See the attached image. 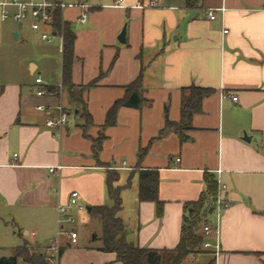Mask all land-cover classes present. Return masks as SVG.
<instances>
[{
	"label": "crops",
	"instance_id": "1",
	"mask_svg": "<svg viewBox=\"0 0 264 264\" xmlns=\"http://www.w3.org/2000/svg\"><path fill=\"white\" fill-rule=\"evenodd\" d=\"M66 1L92 5L83 21L80 7L61 12L76 34L72 81L84 87L80 107L62 85V46L56 50L40 32L0 20V246H6L2 233L9 234L10 225L22 245L44 247L40 253L45 255L58 235V205L78 191L84 209L73 210L76 224L64 225L78 232V242L59 235L64 249L59 264H124L115 252L97 249L102 226L92 237L85 231L97 219L91 207L112 205L106 184L111 169L119 172V184L131 181L122 191L120 213L129 241L173 249L187 204L207 189L209 174L218 189L226 186L227 205L205 218L213 232L204 242L219 246H202L182 264L193 259L264 264V0H157L144 9L137 4L151 0H124V6H113V0ZM212 8L225 10L211 20ZM52 66L55 77L45 79L43 72ZM39 76L41 84L36 83ZM139 76L147 104L121 107L115 124L106 125L114 102ZM191 86L214 92L193 116L187 139L177 133L158 139L166 116L180 121L183 89ZM51 87L59 92L37 95ZM38 105H62L66 125L48 127V115ZM84 108L91 125L85 126ZM99 136L97 159L93 142ZM51 166L59 168L50 172ZM143 169L160 175L161 214L154 201L138 199V171ZM78 219L89 225L79 229Z\"/></svg>",
	"mask_w": 264,
	"mask_h": 264
},
{
	"label": "trees",
	"instance_id": "2",
	"mask_svg": "<svg viewBox=\"0 0 264 264\" xmlns=\"http://www.w3.org/2000/svg\"><path fill=\"white\" fill-rule=\"evenodd\" d=\"M53 27L57 33L62 34V85L70 93V99L78 107L84 105L82 91L84 87L76 86L72 81V67L75 59L76 34L70 23L61 18V10L54 12ZM50 91L55 88H49ZM214 92L212 88L191 86L183 89L181 118L178 122L170 121L166 116L164 127L160 130L157 138L162 139L170 133H177L182 140H186L185 132L192 129L193 116L202 110V101L205 97ZM148 100L144 97V87L141 76L126 88L125 95L116 100L107 114L106 125H114L117 112L121 107L143 108ZM83 115L86 117V125L92 124L91 115L84 108ZM102 136L93 142V152L98 159V153L102 146ZM144 151L140 152L142 157ZM101 163V162H99ZM139 201H154L157 205L158 214L162 213L163 202L159 198L160 175L156 170L143 169L138 171ZM120 174L116 170H107L106 184L108 196L112 205H100L91 207V213L100 219L102 235L95 240L101 244L98 250L115 252L117 260L124 264H182L184 259L191 253L201 250L204 243L205 225H209L206 216L215 210L218 183L213 176L205 175L207 189L201 197L187 204L188 214L184 217L181 238L178 245L173 249H152L139 247L128 239V230L125 222L120 216L123 210L122 191L130 187L131 181L126 184H119ZM64 249H61V255ZM18 257H21L28 264H49L45 255L36 252L34 248L27 245L17 247L16 254L0 259V264H17Z\"/></svg>",
	"mask_w": 264,
	"mask_h": 264
},
{
	"label": "built area",
	"instance_id": "3",
	"mask_svg": "<svg viewBox=\"0 0 264 264\" xmlns=\"http://www.w3.org/2000/svg\"><path fill=\"white\" fill-rule=\"evenodd\" d=\"M157 4V0H151L149 4L139 2L136 7L144 9L156 6ZM112 5L124 6V0H113ZM91 6L90 4L82 2L71 3L66 0H0V20L2 22L12 21L26 28H30L31 30L38 31L41 33L42 39L49 42L54 38V33L62 38V34L57 33V30L53 27L55 10L60 9L61 12H63L67 7H80L81 15L79 19L83 21L88 16ZM218 10L224 11L225 8H212L208 11V16L211 20L216 18V12ZM36 83H43L41 76L36 78ZM58 92L57 89L50 91L46 88H41L37 91V95L45 96L54 93L57 94ZM232 99L237 101L238 98L236 95H233ZM36 109L44 111L48 115L46 120V125L48 127H63L67 123L68 114L62 105H58L54 109L46 105H38ZM177 161H179V159H177ZM57 168L59 167L51 166L49 171L55 172ZM225 190V185H221L218 189L215 202V207L218 210L227 205L224 194ZM78 198L79 192L73 191L70 194L68 202L63 205L60 204L57 207L59 225L58 235L52 244L47 247V252L45 254V259L49 264H59L61 256L60 234H64L70 238V242L73 244L78 242V232L74 229L64 228L66 224L70 226L76 224L77 220L73 214L74 209H84V206L79 204ZM203 232L205 235H210L213 229L211 226L205 225ZM218 246V243L215 246H212L210 242L203 243L204 248L215 247L218 249Z\"/></svg>",
	"mask_w": 264,
	"mask_h": 264
},
{
	"label": "rangeland",
	"instance_id": "4",
	"mask_svg": "<svg viewBox=\"0 0 264 264\" xmlns=\"http://www.w3.org/2000/svg\"><path fill=\"white\" fill-rule=\"evenodd\" d=\"M49 46H51L52 48H55L56 50L60 49L61 48V42H60V38L58 36L52 38V41L51 43H49ZM39 47V50H43L44 48H46V46L42 45V43L40 45H38ZM44 73V77L45 79H50V78H54L55 77V69L52 67L49 68V70H47L46 72H43ZM84 212H86L84 210ZM88 214V212H86ZM97 219H95L94 221H92L90 223V228L88 230H85V231H89L91 232V237L93 236V233H101V222H100V219L98 217H96ZM80 219H78L79 221ZM82 220L79 221V225H81L80 228H84L85 224L86 223L87 225H89L88 221L84 222ZM3 226H5V223H1ZM84 224V225H83ZM10 229H11V232L9 234L6 233V231H4L2 233V239L5 240V244L6 246H0V251H2L3 249H9L11 251H13V254L15 255L16 254V249L17 247H19L20 245L23 244V240L22 238L16 233H14V229L11 228V226L9 225ZM203 231V230H202ZM86 232V233H87ZM208 235H204V239H206ZM30 248H34V250H36V252H42L44 253V247L42 248H37L35 246H29ZM204 257H199L200 260H203ZM201 261H195V259H193L192 262H190L191 264L195 263V264H199ZM17 264H28L27 262H25L21 257H18L17 259Z\"/></svg>",
	"mask_w": 264,
	"mask_h": 264
},
{
	"label": "water",
	"instance_id": "5",
	"mask_svg": "<svg viewBox=\"0 0 264 264\" xmlns=\"http://www.w3.org/2000/svg\"><path fill=\"white\" fill-rule=\"evenodd\" d=\"M125 33H126V29L124 28L123 31L121 32L120 36H119V40L121 42H125ZM16 36H17V34H16ZM10 256H12V252L10 250L0 251V259L7 258V257H10Z\"/></svg>",
	"mask_w": 264,
	"mask_h": 264
}]
</instances>
